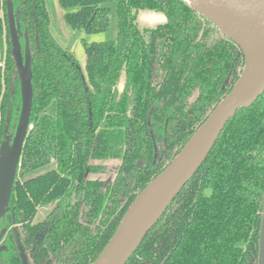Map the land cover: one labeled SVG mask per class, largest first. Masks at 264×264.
<instances>
[{"label":"trees","instance_id":"16d2710c","mask_svg":"<svg viewBox=\"0 0 264 264\" xmlns=\"http://www.w3.org/2000/svg\"><path fill=\"white\" fill-rule=\"evenodd\" d=\"M73 31H108L83 43V70L50 32L45 0H12L31 55L33 102L9 211L0 220V264H92L136 196L179 154L244 69L240 48L185 0H58ZM141 10L165 23L146 30ZM4 48V50H3ZM0 143L21 107L6 0H0ZM124 73V87L117 85ZM56 103L54 116L46 113ZM155 148L157 157L155 158ZM120 159L116 167L92 162ZM51 161L56 169L26 179ZM110 171L112 181L88 180ZM53 204L40 222L37 209ZM264 205V92L226 123L198 170L126 264H259Z\"/></svg>","mask_w":264,"mask_h":264},{"label":"water","instance_id":"95a60500","mask_svg":"<svg viewBox=\"0 0 264 264\" xmlns=\"http://www.w3.org/2000/svg\"><path fill=\"white\" fill-rule=\"evenodd\" d=\"M193 11L211 22L241 50L244 69L230 93L211 111L179 154L136 196L115 233L92 264H126L150 229L198 170L226 123L240 109L251 106L264 92V0H185ZM6 15L14 59L20 80L21 107L14 133L0 143V220L9 211L14 178L28 133L33 102L31 55L27 33L24 51L12 0H6ZM157 157L155 148V158ZM7 229L0 230V241ZM22 264H29L19 234L13 229ZM259 264H264V205L260 229Z\"/></svg>","mask_w":264,"mask_h":264},{"label":"rangeland","instance_id":"374dc122","mask_svg":"<svg viewBox=\"0 0 264 264\" xmlns=\"http://www.w3.org/2000/svg\"><path fill=\"white\" fill-rule=\"evenodd\" d=\"M49 11L51 13V21L53 27V36L57 43L64 49L70 51L75 58L78 60L81 68L85 69V52L83 48V43H100L106 41H115L117 38V13H116V2H111L108 4L110 8V25L108 31L100 32L97 34H85L80 31H73L69 28L65 21V10L61 7L58 0H46ZM138 25V24H137ZM155 27V26H154ZM153 27V28H154ZM139 30L144 34L148 30V26L138 25ZM65 29V30H64ZM4 50V48H3ZM1 50H0V61H1ZM120 84L118 89L121 92L124 87V73L121 74ZM56 112V103L52 102L46 109V113L54 116ZM15 131V130H14ZM14 133V132H13ZM99 165H107L108 167H116L121 163L120 159H106L96 162ZM56 169V162L51 161L48 165L41 167L33 172L29 173L26 178L35 177L52 170ZM88 180H103L112 181L114 179V174L110 171L105 172H95L88 173L86 175ZM53 204L43 205L38 208L36 215L34 217V222H40L49 213Z\"/></svg>","mask_w":264,"mask_h":264},{"label":"crops","instance_id":"0c3cea01","mask_svg":"<svg viewBox=\"0 0 264 264\" xmlns=\"http://www.w3.org/2000/svg\"><path fill=\"white\" fill-rule=\"evenodd\" d=\"M45 3H46V7H47V10H48V13H49V18H50V32L52 35L53 34V27H52V21H51V13L49 11V8H48V5H47V2L45 0ZM165 16L161 13H156V12H153V11H148V10H141L139 11L138 13V17H137V24L138 25H143V26H148V28H153L154 26H157V25H160V24H163L165 23ZM65 30V29H64ZM54 37V36H53ZM55 39V38H54ZM121 78V77H120ZM120 81V79H119ZM120 84V82L118 83V85ZM118 85H117V89H118ZM119 91V89H118ZM120 92V91H119ZM96 162L98 161H95V162H92V165H99L97 164ZM103 166H107V165H103ZM88 174V173H87ZM42 175V174H41ZM27 176V175H26ZM39 176V175H38ZM36 177V176H35ZM26 178V177H25ZM33 178V177H31ZM27 179V178H26ZM30 179V178H28ZM95 180H99V179H95ZM38 210V209H37Z\"/></svg>","mask_w":264,"mask_h":264},{"label":"built area","instance_id":"2783aa9c","mask_svg":"<svg viewBox=\"0 0 264 264\" xmlns=\"http://www.w3.org/2000/svg\"><path fill=\"white\" fill-rule=\"evenodd\" d=\"M0 67L3 69L4 68V59L1 58V61H0ZM32 129V125H29L28 127V130Z\"/></svg>","mask_w":264,"mask_h":264}]
</instances>
